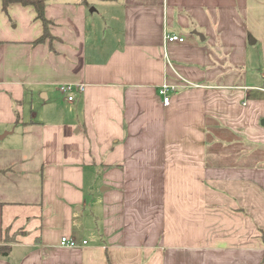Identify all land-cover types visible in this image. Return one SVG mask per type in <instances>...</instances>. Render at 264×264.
<instances>
[{"label":"crops","instance_id":"crops-1","mask_svg":"<svg viewBox=\"0 0 264 264\" xmlns=\"http://www.w3.org/2000/svg\"><path fill=\"white\" fill-rule=\"evenodd\" d=\"M45 16L0 2V264H264V0Z\"/></svg>","mask_w":264,"mask_h":264},{"label":"built area","instance_id":"built-area-1","mask_svg":"<svg viewBox=\"0 0 264 264\" xmlns=\"http://www.w3.org/2000/svg\"><path fill=\"white\" fill-rule=\"evenodd\" d=\"M164 41L167 42H174V41H178V42H182L184 40L183 36H180L178 34L175 33H169L166 32L164 33ZM164 58L167 61V53L164 52ZM85 84L81 83V84H72V83H65V84H61L59 86V90L63 93V94H67L68 95V100H72L73 96L71 95L74 91H83ZM186 86L188 87H197L200 86V84H196V83H188ZM170 89H175V86H171V85H167V84H161L158 88V93L160 96H162V102L164 104H168L169 103V96H168V91ZM264 91V88H261ZM83 244H86V240H83L81 243H78L75 239L71 238V237H67V236H62L61 240H60V245L62 246H66V247H77V246H81Z\"/></svg>","mask_w":264,"mask_h":264},{"label":"trees","instance_id":"trees-1","mask_svg":"<svg viewBox=\"0 0 264 264\" xmlns=\"http://www.w3.org/2000/svg\"><path fill=\"white\" fill-rule=\"evenodd\" d=\"M1 7L4 12H6L7 7L11 3H18L23 6H32L35 10L36 19L40 20L42 23V34L36 38L33 43L43 42L46 39L51 40L52 36L49 32V24L50 21L45 16V7L47 0H0ZM9 243V242H8ZM7 241L5 243L0 244V256H6L11 248V245L8 244Z\"/></svg>","mask_w":264,"mask_h":264},{"label":"rangeland","instance_id":"rangeland-1","mask_svg":"<svg viewBox=\"0 0 264 264\" xmlns=\"http://www.w3.org/2000/svg\"><path fill=\"white\" fill-rule=\"evenodd\" d=\"M59 1H67V0H47V3H49V4L52 3L53 4L54 2H59ZM88 14H90V12ZM103 16L104 15L102 14V12H100V15H99V13L95 14L94 16H90L89 15L88 18H91V19H93L95 21H99V25H100L101 20H103ZM104 17H106V16H104ZM101 28L106 29V32L108 34H110L111 32H114V34H115V32H116L115 20H114V22L112 24L110 23L109 20L106 21V23L102 21Z\"/></svg>","mask_w":264,"mask_h":264},{"label":"water","instance_id":"water-1","mask_svg":"<svg viewBox=\"0 0 264 264\" xmlns=\"http://www.w3.org/2000/svg\"><path fill=\"white\" fill-rule=\"evenodd\" d=\"M261 122H262V124H264V119H262V121H261Z\"/></svg>","mask_w":264,"mask_h":264}]
</instances>
